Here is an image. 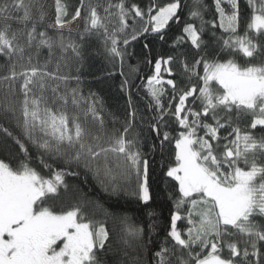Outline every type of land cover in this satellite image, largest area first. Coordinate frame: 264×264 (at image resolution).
Wrapping results in <instances>:
<instances>
[{"label": "snow or ice", "instance_id": "obj_1", "mask_svg": "<svg viewBox=\"0 0 264 264\" xmlns=\"http://www.w3.org/2000/svg\"><path fill=\"white\" fill-rule=\"evenodd\" d=\"M213 3L216 16L205 20L209 7L193 0L182 35L171 44L180 49L190 42L198 54L193 62L179 54L188 84L165 78L173 77L175 55L157 57L145 86L153 112L147 124L140 117L137 127V110L129 99L131 111L121 127H115L114 118L108 128L102 99L95 92L83 95L80 76L31 65L30 50L35 43L37 55L44 46L51 56L56 45L83 60L82 45L66 39L62 31L83 19L81 40L102 36L107 55L118 58L122 68L132 42L148 33L167 40L170 21L181 23V0L164 6L150 0L146 11L137 3L127 6V0H107L105 5L80 0L74 14L63 0H55V19L48 28L58 34V41L47 31L37 32L46 19L40 0H0V57L8 67L0 76V119L14 124L18 134L3 125L0 132L14 140L23 157L15 166L0 159V264H145L151 241H145L144 228L126 215L117 217L120 248H113L105 222L85 211L90 201L63 208L60 189L67 190L65 178L78 173L66 167L52 169L47 160L83 168L105 191L130 195L147 205L152 199L154 155L157 149L163 155L173 141L174 158L164 171L175 182L168 193L173 210L152 264H173V257L178 264H264V0H247V17L238 0ZM12 21L24 27L13 29ZM143 47L148 49V43ZM26 58L29 67L21 63ZM193 78L197 83H191ZM46 80L62 82L64 90L60 83L49 86ZM69 81L75 87L69 88ZM128 86L125 79L121 88ZM49 87L51 96L45 94ZM168 89L171 99L166 107L162 98ZM173 124L179 127L175 136L164 130ZM258 126L259 135L253 131ZM29 145L36 149L39 164L50 170V178L32 166ZM178 222H186V228L181 230ZM225 249L227 256L222 254ZM109 255L116 258L109 262Z\"/></svg>", "mask_w": 264, "mask_h": 264}, {"label": "trees", "instance_id": "obj_2", "mask_svg": "<svg viewBox=\"0 0 264 264\" xmlns=\"http://www.w3.org/2000/svg\"><path fill=\"white\" fill-rule=\"evenodd\" d=\"M44 5L46 12V19L42 24L37 25V32L47 31L48 35L53 37L54 40L59 39L58 34L51 28H48L49 24H52L55 19V0H40ZM68 6L69 12L74 14L75 8L79 6L80 0H63ZM96 2V0H93ZM102 5L107 3V0H99ZM113 3L117 0H112ZM150 0H127V6H131V3H137L145 11L149 6ZM158 6H164L171 0H155ZM88 3V0H85ZM182 9L179 11V17L181 23L177 24L175 20L170 21L171 27L167 29L166 41H161L158 36L151 33L146 34L145 37L132 42L127 47V55L125 56L124 65L121 68L119 59H112L105 51V45L102 36L90 35L86 36L83 40L80 38V33L83 31L84 21L79 19L78 26L74 31L62 30L66 39L75 40L82 45L83 60H77L71 51L68 49L66 52H62L61 49L54 45L51 56L49 55V49L41 46L39 54H36L35 43L30 50L33 53L31 65L43 68L47 72L57 73L59 75L71 74L72 76L79 75L81 78L80 87L83 90V95L87 96L89 92H95L103 101V114L105 123L108 128L113 127V119L118 121L115 127L120 128L122 121L127 118V114L131 109L129 108V99L133 107L137 110L138 118L135 121L137 127L141 125L140 117L145 118L144 123L147 124L148 118L153 115V112L149 110V104L151 103V97L146 91L147 77L152 75L154 70V61L159 56L167 57L168 55H175L176 61L171 65L173 70V77H168L165 74V78H174L181 82V86L188 84L186 75L183 70V66L180 63V53H185L188 60L193 62L197 58L198 54L195 49L191 48L190 42H185L180 49L171 47L172 41L177 36L182 35V28L184 21L188 20L189 11L193 9V0H181ZM203 3L209 7V11L205 13V20H212L215 18V6L213 0H203ZM240 10L247 17L251 14V9L247 6V0H238ZM227 8V5H223ZM103 15V8L100 9ZM115 11V9H113ZM34 18L38 15L33 10ZM23 13H19L22 15ZM86 14V10H85ZM71 17H67L70 19ZM193 22L198 26V21ZM13 29L24 27V25L12 21ZM131 23V22H130ZM138 22L137 27L140 26ZM28 27H31V22L28 23ZM243 30V25L241 31ZM217 34H220L219 28L216 29ZM39 39V37H37ZM204 39H208V33H205ZM148 43L149 48L145 49L143 45ZM123 47V45H121ZM26 57L28 53L25 54ZM61 56L64 59H61ZM259 59V58H258ZM151 60L153 63L149 64ZM24 67H29L27 58L21 62ZM59 63V68L57 67ZM0 64H4L5 67L0 68V76L8 73L7 62L4 58L0 57ZM17 71H21L22 68L18 65ZM198 71L202 74V66L198 67ZM123 72V75H121ZM127 79L129 86L127 89H122V82ZM22 82L17 81V89ZM49 86H54L57 83L61 84L60 90H64V85L60 81L46 80ZM192 84L197 83L193 78ZM68 87H75L74 81H69ZM46 95L51 96L50 87L47 89ZM171 99V89H168V93L162 98L163 103L167 107L168 100ZM70 111L73 110L69 105ZM174 120V118H170ZM247 122L250 124L251 117L247 118ZM91 123V121H89ZM0 125L8 127L13 135L18 134V130L14 124L9 123L7 120L0 119ZM122 130V129H121ZM170 131L175 136L179 130L178 125L173 124L172 127L164 129ZM255 134L259 135V126L256 130H253ZM203 135L201 131L199 133ZM223 134V133H222ZM29 147V154L32 157V166L41 170L42 174L46 177H51L49 169H44L37 160L38 153L31 145ZM22 155L19 153V148L15 145L14 140L5 136L3 132H0V159H4L6 162H10L15 166ZM174 158V141L172 145L167 146L161 155L159 149L154 155L153 160V176H152V199L145 205L143 202L135 199L130 195H113L109 191H105L102 185L94 176L86 172L83 168H76L75 165L68 167L63 161L48 159L47 162L51 165L52 169L59 170L61 167H66L69 171H75L78 174L75 176H67L65 178L68 185L67 190L60 189L59 199L63 201V208L67 210L74 204L80 201H90L91 203L85 209L91 218L97 221L105 222V226L110 232L111 240L110 245L113 248H120L117 243L120 225L117 220L119 216L129 217L135 224L142 226L145 230V241H151L148 244V251L144 253L145 264H152V253L158 250L159 246L165 241L167 230L170 226V213L173 210V201L169 199L168 193L172 190V185L175 184L171 181V178L164 176L168 163ZM150 225H154V229L149 228ZM186 222H178V227L183 230L186 228ZM168 246L171 247V241L168 242ZM242 247V245H241ZM227 256V249L222 253ZM179 255V253H177ZM116 257L109 255L108 261L111 262ZM125 261L127 257H122ZM256 259V258H252ZM173 264H178L175 257L172 258Z\"/></svg>", "mask_w": 264, "mask_h": 264}, {"label": "rangeland", "instance_id": "obj_3", "mask_svg": "<svg viewBox=\"0 0 264 264\" xmlns=\"http://www.w3.org/2000/svg\"><path fill=\"white\" fill-rule=\"evenodd\" d=\"M77 26H78V21H74L67 28L63 30L69 31V29H71V31H74L77 28Z\"/></svg>", "mask_w": 264, "mask_h": 264}]
</instances>
